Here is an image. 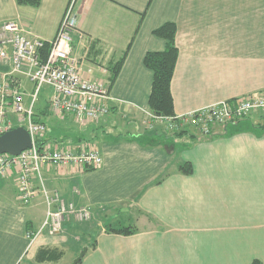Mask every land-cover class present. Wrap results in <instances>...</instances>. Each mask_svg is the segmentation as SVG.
I'll list each match as a JSON object with an SVG mask.
<instances>
[{
  "label": "crops",
  "instance_id": "obj_1",
  "mask_svg": "<svg viewBox=\"0 0 264 264\" xmlns=\"http://www.w3.org/2000/svg\"><path fill=\"white\" fill-rule=\"evenodd\" d=\"M69 1L0 0V24L13 21L25 36L48 41ZM73 10L72 54L82 76L105 79L130 43L108 88L109 112L97 121L80 128L69 115H53L49 94L35 105L44 125L72 122L85 132L77 141L45 126L48 143L97 147L102 162L95 168H41L47 190L91 209L94 223L83 226L87 239L69 242L77 226L63 223L30 240L27 231L38 230L47 207L41 193L21 203L10 172L0 179V264H73L83 247L75 264H264V112L214 124L207 134L192 127L170 131L148 110L152 72L143 64L147 51L164 47L152 31L172 21L176 115L264 90V0H73ZM184 162L191 173L178 169ZM32 183L38 186L37 177ZM101 220L136 224H121L134 230L125 235L106 231ZM40 248L61 255L37 262ZM67 251L71 258L62 262Z\"/></svg>",
  "mask_w": 264,
  "mask_h": 264
},
{
  "label": "built area",
  "instance_id": "obj_2",
  "mask_svg": "<svg viewBox=\"0 0 264 264\" xmlns=\"http://www.w3.org/2000/svg\"><path fill=\"white\" fill-rule=\"evenodd\" d=\"M75 25L73 0L65 6L55 35L48 41L25 36L13 21L0 24V66L4 67L0 71V134L23 126L31 138V146L18 154L0 153V179L14 173L17 199L27 204L41 193L47 207L38 230L27 231L30 240L42 229L49 233L60 230L70 217L81 221L91 216L85 205L65 203L57 192H49L43 183L41 168L44 165H72L79 172L95 168L102 162L97 147L86 142L75 147L48 142L40 146L36 144L45 133L44 123L35 120V105L45 87L50 91L48 111L57 116L69 115L80 128L109 112L111 97L106 80L82 76L77 68L70 35ZM44 48L47 54L43 59L41 52ZM20 76L30 83L29 91L21 84ZM256 111L264 112V90L163 119L170 131L192 127L207 134L214 124L234 123ZM34 177L38 179V186L32 183Z\"/></svg>",
  "mask_w": 264,
  "mask_h": 264
},
{
  "label": "trees",
  "instance_id": "obj_3",
  "mask_svg": "<svg viewBox=\"0 0 264 264\" xmlns=\"http://www.w3.org/2000/svg\"><path fill=\"white\" fill-rule=\"evenodd\" d=\"M17 4H27L31 6H37L40 0H15ZM153 34L157 37H160L164 41V47L160 51H147L143 56V64L149 68L152 72V79L150 85V92L148 96V110L150 114L154 117L165 118L174 116V108H173V99L170 90L171 78L173 76L175 63L178 56L177 46L175 44V32L176 26L172 21H166L156 27L153 31ZM127 47L122 51L120 56L113 61L106 69V83L109 88L113 83L117 74L119 72L122 61L125 58L127 53ZM47 54V49L44 48L41 52L42 58L44 59ZM47 108V107H46ZM48 110V109H47ZM35 120L39 121L36 118ZM164 121V119H163ZM165 128L166 123L164 121ZM179 130V132H182ZM178 132V131H174ZM47 138L41 137L37 139V145H43L47 142ZM178 169L185 173L189 174L192 171V167L188 162H184L179 165ZM106 231L114 232L118 234H130L133 233L134 230L131 229V226H120L116 228L107 227ZM82 250V249H81ZM80 250V251H81ZM61 255V251L58 249L52 248H40L36 252V261L43 262L48 260H57ZM251 264H261L258 260H252Z\"/></svg>",
  "mask_w": 264,
  "mask_h": 264
},
{
  "label": "rangeland",
  "instance_id": "obj_4",
  "mask_svg": "<svg viewBox=\"0 0 264 264\" xmlns=\"http://www.w3.org/2000/svg\"><path fill=\"white\" fill-rule=\"evenodd\" d=\"M27 82V83H26ZM25 82V84H26V87L27 88H30V83L28 82V81H26ZM49 89L48 88H43L42 90H41V92H40V95H42V96H45V95H48L49 94ZM62 117H64V116H62ZM60 119V118H59ZM68 119V118H67ZM64 124H65V126L63 127L62 125L61 126H59V125H56V124H54V125H51L49 122H45V126H46V131L47 130H49V129H51L53 132H61L62 130H64V132L66 133V134H68L69 136H71V138H72V140H77V141H79L80 139H78L79 137H81V136H85V132L84 131H78L77 130V125L74 123H72V122H63ZM52 132V133H53ZM54 134H56V133H54ZM91 210V209H90ZM90 213H91V216L90 217H88L86 220H81V221H78V220H75L74 218H72V217H70V218H68V219H66L63 223H73V224H75L77 227L75 228V229H73L71 232H72V237H70L71 238V240L69 239V242H71L72 240L74 241H78L79 239H81V238H85V239H87L88 237L84 234V228H83V226L84 227H86L88 224H90V223H94V220L92 219L93 217H92V212L90 211ZM122 215H125V214H122ZM122 220H126L125 219V217L124 216H122ZM124 221H122V223L121 224H128V222H130L131 224L133 223V224H136V223H134V221H126L125 223H123ZM121 224L120 223H106L104 220H101V222L99 221V223H98V225L100 226V225H102V227L104 226V227H111V228H116V226H118V227H120L121 226ZM81 228H82V230H81ZM95 228H96V225H95ZM81 243H82V241H81ZM70 252L69 251H67V254L65 255V257H63V259H62V262H64L65 260H69L70 258H71V256H70V254H69ZM74 260V259H73Z\"/></svg>",
  "mask_w": 264,
  "mask_h": 264
},
{
  "label": "water",
  "instance_id": "obj_5",
  "mask_svg": "<svg viewBox=\"0 0 264 264\" xmlns=\"http://www.w3.org/2000/svg\"><path fill=\"white\" fill-rule=\"evenodd\" d=\"M30 146V135L23 126L13 127L0 134V153L18 154ZM85 250L86 247H83L74 259L73 264L81 258Z\"/></svg>",
  "mask_w": 264,
  "mask_h": 264
}]
</instances>
